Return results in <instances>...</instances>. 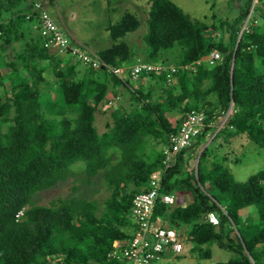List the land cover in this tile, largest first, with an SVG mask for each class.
<instances>
[{
  "label": "trees",
  "instance_id": "trees-1",
  "mask_svg": "<svg viewBox=\"0 0 264 264\" xmlns=\"http://www.w3.org/2000/svg\"><path fill=\"white\" fill-rule=\"evenodd\" d=\"M36 1L0 0V264H131L114 256L113 244L138 231L133 201L156 171L162 173L164 194L193 198L187 206L158 204L152 216L177 231L185 250L206 260L216 245L235 256L218 264H264V171L239 182L226 157L217 154L218 146L210 148L219 139L245 136L259 156L264 151V23L257 24L264 21V0H232L237 17L219 27L191 20L171 0H147L143 61L178 71L170 81L166 74L152 73L137 83L75 59L64 61L45 48L34 29L40 15ZM139 27L132 14L109 25L114 43L96 55L110 67L134 65L141 57L126 38ZM214 52L221 55L214 68L197 64ZM166 54L173 56L169 60ZM81 64L84 76L78 74ZM46 67L54 81L47 82ZM2 68L9 72L2 74ZM111 88L114 98L126 90L129 106L111 107L112 123L99 133L96 114ZM192 112L204 115L205 127L166 169L170 137ZM171 113L180 115L176 125ZM227 115L215 134V124ZM199 148L190 172L188 160ZM79 163L85 166L76 194L50 205L33 203L34 196L75 175ZM96 177L109 191L105 200L88 194ZM209 213L217 214L218 226L206 219Z\"/></svg>",
  "mask_w": 264,
  "mask_h": 264
},
{
  "label": "rangeland",
  "instance_id": "rangeland-1",
  "mask_svg": "<svg viewBox=\"0 0 264 264\" xmlns=\"http://www.w3.org/2000/svg\"><path fill=\"white\" fill-rule=\"evenodd\" d=\"M171 1L181 8L184 13L189 15L191 20L205 22L209 25L213 24L216 27H219L225 21L232 24L238 14V9L236 5L233 4L232 0ZM45 2L48 11L51 15L55 16L59 26L80 42L82 46L88 47L94 54L113 45L114 42L110 33L107 31L109 25L118 23L126 14L135 15L140 22V27L126 39L135 44V52L143 60V56L147 51V45L144 42V37L148 33L147 12L149 10V3L147 0H45ZM259 5L261 4H257L256 2L254 4L255 7ZM257 11L258 9H252V14H257ZM263 23L264 21L262 19L257 20L258 25H263ZM247 24L248 21L243 24V29L247 28ZM223 33L226 38L229 37L227 32ZM216 34L219 35V33ZM7 53L10 57H13L12 48L9 47ZM2 56L4 57V55ZM166 56L170 60L173 55L166 54L165 57ZM61 57L64 61L74 62V58L69 55H61ZM49 68L51 67H46L47 72L44 74L47 82L55 80ZM84 69L86 68L82 64L78 66V70L80 71L78 74L80 76H84ZM7 72H9L8 69L2 68V74ZM143 80L145 81V78H143ZM114 93V90L111 88L109 98L106 102L104 101L101 104L96 114V126L99 133L107 131V125L112 123L110 117L111 107L118 108L119 106H123L127 108L129 106L130 95L126 90L119 89L117 91V98H114ZM110 102H114L112 104L113 106H109ZM179 116L180 115L177 113L168 115L174 125H176L179 120ZM224 120L225 118L215 124L217 129H221L226 125V123L223 122ZM213 145L214 148L218 146L217 154L226 157L230 172L239 182H245L252 175L264 171V151H258L260 154L259 156L256 145L248 141L245 136L231 138L228 141L223 138L219 139V141L211 145V149H213ZM152 147L153 146L150 145L149 152ZM201 150L202 148H199L191 159L188 160L186 166L188 171L193 172L196 169L197 157ZM240 156L243 157L238 164L237 158ZM81 166L85 165L83 163L74 165L75 175H72L66 182L59 184L56 188L37 194L33 198V203L40 206L50 205L52 201L68 198L76 194L73 189L75 187H82L81 184H83L81 179L84 175V171ZM94 180L95 183L94 185H90L91 190L88 194L92 195L95 199L105 200L109 196L107 186L97 177ZM207 190L211 191L212 188H207ZM178 194L184 198V205L186 206L193 201L191 194H183L181 192ZM183 231L185 233L186 230L184 229ZM234 234L237 235L236 231ZM115 245H119V242H116ZM211 250L212 256L210 259L201 260L198 258L197 254H191L190 250L186 249L182 255L171 258L168 257L155 264H218L220 262H228L235 257L233 253L220 249L216 245L212 246Z\"/></svg>",
  "mask_w": 264,
  "mask_h": 264
},
{
  "label": "built area",
  "instance_id": "built-area-1",
  "mask_svg": "<svg viewBox=\"0 0 264 264\" xmlns=\"http://www.w3.org/2000/svg\"><path fill=\"white\" fill-rule=\"evenodd\" d=\"M45 0H38L34 4V10L40 13L37 17V24L34 29L41 35L45 48L59 53L60 55H69L75 60L86 65L88 68L99 71L104 70L113 73L122 80H131L137 83L142 75L146 74H166L169 81L172 76L178 71L175 66H167L162 63H150L139 59L134 65L126 67H110L105 65L102 60L94 53L83 47L81 43L76 46L75 40L70 36L59 24L52 18L46 9ZM31 16L28 17L30 19ZM245 29V28H244ZM243 29V30H244ZM221 60V55L217 52L205 57L197 64H205L210 68H214L218 61ZM182 69V68H181ZM113 103L110 102V105ZM227 115L225 120L228 119ZM204 115L192 112L183 121L179 133L170 137L171 150L167 151V158L164 161L165 167L170 168L177 162L176 156L184 148L191 145L197 135L205 127ZM220 129H217L215 134ZM215 134L211 137L213 138ZM163 176L160 171H156L151 175L148 188L144 192L135 196L132 207V215L139 225L138 231L129 241H115L114 256L120 260H125L131 264H145L148 260H160L166 255H177L184 251L182 237L173 229L163 227L152 221L153 213L158 204H163L169 207L184 206V198L179 194H164ZM209 223L213 225L219 224V217L215 213H209L206 216ZM119 242V245H115Z\"/></svg>",
  "mask_w": 264,
  "mask_h": 264
},
{
  "label": "clouds",
  "instance_id": "clouds-1",
  "mask_svg": "<svg viewBox=\"0 0 264 264\" xmlns=\"http://www.w3.org/2000/svg\"><path fill=\"white\" fill-rule=\"evenodd\" d=\"M176 194H178V193H176ZM184 206H186V205H184ZM174 230V229H173ZM174 231H176V230H174ZM177 232V231H176ZM119 241H121V240H119ZM183 244H184V242H183ZM185 252V244H184V251L181 253V254H183ZM173 255H175V254H173ZM177 255H179V254H177ZM176 255V256H177Z\"/></svg>",
  "mask_w": 264,
  "mask_h": 264
},
{
  "label": "crops",
  "instance_id": "crops-1",
  "mask_svg": "<svg viewBox=\"0 0 264 264\" xmlns=\"http://www.w3.org/2000/svg\"><path fill=\"white\" fill-rule=\"evenodd\" d=\"M54 1V0H53ZM51 14V13H50ZM53 16V15H52ZM55 18V16H53ZM56 19V18H55ZM57 20V19H56ZM58 22V21H57ZM59 24V23H58ZM75 39V38H74ZM76 40V39H75ZM184 194V193H183Z\"/></svg>",
  "mask_w": 264,
  "mask_h": 264
},
{
  "label": "water",
  "instance_id": "water-1",
  "mask_svg": "<svg viewBox=\"0 0 264 264\" xmlns=\"http://www.w3.org/2000/svg\"><path fill=\"white\" fill-rule=\"evenodd\" d=\"M102 70H104V68H102Z\"/></svg>",
  "mask_w": 264,
  "mask_h": 264
}]
</instances>
